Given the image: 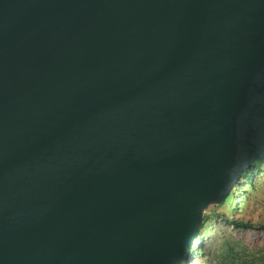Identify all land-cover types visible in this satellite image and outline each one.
I'll list each match as a JSON object with an SVG mask.
<instances>
[{"label": "water", "instance_id": "obj_1", "mask_svg": "<svg viewBox=\"0 0 264 264\" xmlns=\"http://www.w3.org/2000/svg\"><path fill=\"white\" fill-rule=\"evenodd\" d=\"M264 158V0H0V264H180Z\"/></svg>", "mask_w": 264, "mask_h": 264}, {"label": "trees", "instance_id": "obj_2", "mask_svg": "<svg viewBox=\"0 0 264 264\" xmlns=\"http://www.w3.org/2000/svg\"><path fill=\"white\" fill-rule=\"evenodd\" d=\"M264 168V158L256 161L253 166L246 171L239 184L231 191L225 201L209 207L204 215L203 228L191 246L197 247L199 259L202 264H264V238L254 239L255 242H247L240 239L233 232L249 233L254 236L260 233L264 237V221L253 220L249 216H234L233 214H242L244 208L250 202V191L248 188L255 187V181L262 169ZM235 194H239L244 200L243 207L235 209L232 199ZM230 206L231 213L219 210L221 207ZM210 221L221 224L224 227L223 240L215 244L216 235L214 234L209 240L205 239L207 225ZM232 232L231 234H228ZM227 232V233H226ZM234 234V235H233ZM199 242H203L199 244ZM180 264H191L188 255Z\"/></svg>", "mask_w": 264, "mask_h": 264}, {"label": "rangeland", "instance_id": "obj_3", "mask_svg": "<svg viewBox=\"0 0 264 264\" xmlns=\"http://www.w3.org/2000/svg\"><path fill=\"white\" fill-rule=\"evenodd\" d=\"M250 191V202L244 208V212L242 214H233L234 216H249L253 220H263L264 221V168L258 175L255 181V187L253 188H248ZM232 203L235 204V209L238 207H243L244 205V200L240 197L239 194H235ZM211 208H214V206H211ZM219 210L223 212H229L232 214L230 206H224L221 207ZM224 227L222 228L221 224L214 223L213 221H210L207 225L206 229V235L205 239L209 240L214 234L216 235V241L215 244H219L223 240V234L224 232ZM236 236L240 239H244L247 242H255L256 239H263L264 237L261 236L260 233L256 234L257 236H254L252 234H249L247 232L242 233V232H235L233 231ZM227 233V232H226ZM232 232L228 231V234H231ZM234 235V234H233ZM256 238V239H255ZM255 239V240H254ZM199 244L203 245V242H199ZM190 262L191 264H202L199 255H198V249L197 247H192L191 252H190Z\"/></svg>", "mask_w": 264, "mask_h": 264}]
</instances>
